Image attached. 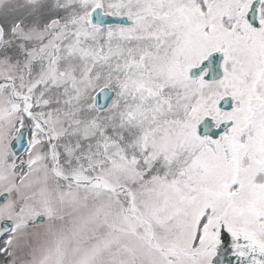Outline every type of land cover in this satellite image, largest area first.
I'll use <instances>...</instances> for the list:
<instances>
[{"label":"snow or ice","instance_id":"1","mask_svg":"<svg viewBox=\"0 0 264 264\" xmlns=\"http://www.w3.org/2000/svg\"><path fill=\"white\" fill-rule=\"evenodd\" d=\"M0 264H264V0H0Z\"/></svg>","mask_w":264,"mask_h":264}]
</instances>
